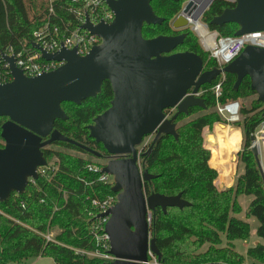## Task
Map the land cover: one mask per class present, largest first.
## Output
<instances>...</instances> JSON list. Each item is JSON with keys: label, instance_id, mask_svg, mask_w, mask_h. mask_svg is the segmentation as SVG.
<instances>
[{"label": "trees", "instance_id": "obj_1", "mask_svg": "<svg viewBox=\"0 0 264 264\" xmlns=\"http://www.w3.org/2000/svg\"><path fill=\"white\" fill-rule=\"evenodd\" d=\"M185 1L153 0V10L164 22L161 25H145L144 38L179 35L172 29L171 20L181 11ZM50 7L68 21L73 17L70 10L77 9L79 5L74 4L73 0H0V50L9 45L17 50L22 45L30 47L32 34L47 17ZM234 7L235 3L231 0H215L203 21L221 36L233 37L239 30L236 24L216 27L210 23L226 9ZM188 21L193 22L191 19ZM196 24L201 26L200 22ZM185 32L187 37L176 51L202 57L205 71L218 67L203 51L196 35ZM220 80L221 76L202 89L207 111L194 108L188 116L181 115L176 121L178 139L162 135L152 152L142 157L143 168L156 176L145 184L148 195L181 194L182 199L190 204L184 209L168 208L166 213L157 208L152 213L151 236L156 239L161 252L159 264H244L245 257L232 244L236 240H247L250 236L249 223L237 218L243 212L239 202L242 195L252 197L246 216L260 221L258 236L264 240V181L251 150L252 137L264 123V106L258 99L252 101L249 107L241 105L240 121L229 123L218 113L217 105L238 102L256 94L251 90L249 78H245L235 92L237 77L226 74L217 99L211 88ZM113 95L111 84L105 82L96 98L79 106L73 103L62 105L68 120H57L55 129L103 156L97 159L73 145L61 142L43 150L47 162L58 167L56 174L48 180L39 179L36 186L29 185L23 195L13 193L8 201L0 203L3 212L2 215L0 213V264L40 257L52 258L55 264H101L100 259L79 255L76 250H96L93 240L95 220L89 217L94 211L90 198L114 194L112 186L97 183L99 175L86 170L89 163L101 161L106 164L109 161V155L102 145L90 138L89 126L111 107ZM198 112L203 114L184 121ZM7 120L0 118V149L4 147L2 126ZM216 124L233 125L242 130L243 146L238 158L244 166V173L235 186L227 190L217 187L218 172L211 167V152L204 144V130H212ZM216 133L217 138L211 134L206 136L213 147L214 162H219L221 167L229 160L234 172L235 153L241 144L240 132L218 125ZM54 146L80 155L57 151L53 149ZM22 202L25 210L21 208ZM49 230L55 232L53 242H47L42 236ZM223 237L227 241L225 246ZM248 257L264 264V246L257 245L250 249Z\"/></svg>", "mask_w": 264, "mask_h": 264}, {"label": "water", "instance_id": "obj_2", "mask_svg": "<svg viewBox=\"0 0 264 264\" xmlns=\"http://www.w3.org/2000/svg\"><path fill=\"white\" fill-rule=\"evenodd\" d=\"M115 14L112 24L92 25L89 18L82 29L102 39V44L81 57L76 50L45 53L47 61L65 62V65L40 77L29 78L16 67L13 58L5 56L10 64L13 81L0 85V118L8 120L2 126L0 149V203L8 201L13 193L23 195L29 178L37 179V169L47 166L43 150L55 143H67L91 154L97 159L102 154L66 137L55 129L57 120L66 121L64 103L81 105L96 98L103 84L109 82L113 90L111 107L89 126V136L102 145L111 159L102 173L113 177L112 192L117 204L102 218H109L105 232L110 239L109 254L115 261L108 264H152L151 255L158 261L161 252L151 236L150 217L161 208L184 209L190 204L182 195H148L145 184L156 178L140 165V159L149 155L162 135L178 139L177 119L188 116L190 110L207 111L205 100L198 96L205 85H212L220 76L237 77V92L245 78L251 81V90L264 106V48L248 46L241 55L223 69L204 70L202 57L190 52L175 51L183 45L187 34L158 36L146 39L145 25H161L152 7L153 0H105ZM178 2L179 0H173ZM215 0H209L195 17L201 15ZM235 7L226 9L211 21L223 27L236 24L235 37L264 31V0H234ZM195 11L190 0L173 23L182 30L189 26L186 16ZM176 110L168 118L166 111ZM264 116V114H263ZM154 136L147 152L140 155L144 139ZM252 153L264 181L261 149L252 137Z\"/></svg>", "mask_w": 264, "mask_h": 264}, {"label": "built area", "instance_id": "obj_3", "mask_svg": "<svg viewBox=\"0 0 264 264\" xmlns=\"http://www.w3.org/2000/svg\"><path fill=\"white\" fill-rule=\"evenodd\" d=\"M231 1L234 3V0ZM73 3L79 5V7L70 10L73 17L68 21L60 17L53 7H50L47 17L42 21L40 27L33 32L30 47L22 45L21 48L17 50L15 47L9 45L3 50H0V85L13 81L10 64L5 60V56L13 58L16 67L27 77L35 78L56 71L64 66L65 62L45 60L42 52L35 49L33 45H38L47 54H55L65 49L69 51L76 50L79 56L84 57L88 55L94 47L102 44L101 38L92 35L88 30L82 29V27L87 23V18H89L94 26L99 24L110 25L115 20L114 12L110 10L105 0H73ZM194 30L203 51L209 55L210 59L217 63V68L220 69H223L237 59L248 46L264 48V31L246 34L241 37H224L221 36L218 31L210 30L209 25L204 23H201V26ZM224 80L225 75H222L218 84L211 88V91L217 99L220 97L221 86ZM203 93L204 91L201 90L198 96H202ZM217 111L229 123H236L240 121L241 103L231 102L225 105L218 104ZM167 112V116L170 118L176 110H169ZM259 135L261 136L259 137ZM254 136L257 139L258 147L261 149L260 158H263V161L262 159L261 161L264 169V141L260 140V138L264 136V123ZM148 138H153V136ZM149 142H151V139ZM149 142L147 141V143L143 145V150H139L140 155L149 147L151 144ZM105 165L106 164L99 165L97 163H89L86 166V170L91 174L99 175L97 183L113 187V177L102 173ZM57 170L58 167L53 163H48L47 166L38 168V178H29V185L36 186L39 179H51V176L56 174ZM86 185L89 184L86 183ZM90 201L94 209V211L89 214V217L95 220L93 226V240L96 250L94 252L76 250V253L82 256L98 258L101 264L114 262L115 257L109 254L111 249L110 239L105 232L109 218H102L101 215L108 212L117 204V195H107L104 198L94 197L90 198ZM21 208L25 210V204L23 202ZM0 213L1 215L3 214L1 209ZM151 220L152 215L150 217V224ZM42 236L47 242L55 241V232L53 230L42 233ZM151 258H155V256L151 255ZM152 264L159 263L157 261Z\"/></svg>", "mask_w": 264, "mask_h": 264}, {"label": "rangeland", "instance_id": "obj_4", "mask_svg": "<svg viewBox=\"0 0 264 264\" xmlns=\"http://www.w3.org/2000/svg\"><path fill=\"white\" fill-rule=\"evenodd\" d=\"M52 1H54V0H52ZM189 1H190V0H187V1H185V2L182 4V9H181V11H180L176 16H174V17L172 18V20H171V26H172V29H173L174 31L180 33V34L186 33L185 31H190L191 33H194V34H195L194 27H196V28H199V27H200V26L197 25L196 23L191 22L192 24L190 23L189 26H188L187 28H185V29H182V30H176V29L173 28V23H174V21H175V20L178 18V16L182 13L183 9L185 8V6L188 4ZM210 6H211V5H210ZM210 6H209V7L206 9V11H204V13L201 15V17H200V19H199L200 24H201V23H204V24L208 25L207 23H205V22L203 21V20H204L203 17H204V15H205V13L208 11V9L210 8ZM209 29H210V27H209ZM210 30H211V29H210ZM180 34H179V35H180ZM195 35H196V34H195ZM196 37H197V36H196ZM197 39H198V37H197ZM198 41H199V39H198ZM199 44H200V42H199ZM200 46H201V45H200ZM201 48H202V47H201ZM257 99H258V96H257V95H254V96H252V97H250V98H247V99H241V100L238 101V102H240L241 105H246V107H249L250 104H251V102L254 101V100H257ZM216 110H217V108H216ZM175 113H176V112H175ZM173 114H174V112H173ZM202 114H203V112H202V113H201V112H198V113L192 115V117H190V118H188V119H186V120H184V121L192 120V119H194V118H196V117H198V116H200V115H202ZM220 125H224V126H227V127H228V125H225V124H220ZM231 127L235 128V130H241V129H239V127H235V126H233V125H232ZM210 131H212V130H210ZM210 131H209V132H210ZM212 133H214V132H210L211 135H212ZM260 136H261V135H259V137H260ZM150 139H151V142H149ZM153 139H154V136H153V138L145 139L143 145H145V144L147 143V141H148L149 143H152V142H153ZM260 140H263V141H264V136H262V137L260 138ZM206 141H207V137L205 136V137H204V144L206 143ZM143 145L139 147V150H140V151L143 150V149H142V148H143ZM149 146H150V145H149ZM242 146H243V136H242L241 146H240L239 150L235 153V156H236L235 161H236V163H234L235 173L237 174V177H239V178H241V176H242L243 173H244V166H243L242 163L239 162V158H238V153H239V151L242 149ZM53 149H55V150H57V151H61V152H65V153H69V154H72V155H80V154H78V153H76V152H74V151L66 150V149H64V148H62V147H58V146H54ZM148 149H149V147H148L146 150H148ZM146 152H147V151H146ZM82 156H83V155H82ZM84 157H87V156L84 155ZM261 159H262V157H261ZM95 163H97V164H99V165H103V164H104V163L101 162V161H95ZM142 163H143V159L141 158V159H140V165H141ZM55 166H56V165H55ZM221 169H222V172H223L222 175H224L225 177H229V176H231L232 173H233V172H232V167H231V165H230L229 160L221 166ZM237 180H238V179H237ZM218 188H219V187H218ZM219 189H220V188H219ZM239 201H240V204H241L242 208H244V209L247 211V209H246V208H247V205H249V204L251 203V201H252V197H248V196L245 197V196H242V197H240V200H239ZM248 203H249V204H248ZM246 211H245V213L243 212V213L240 214V217H242V219L246 216ZM251 219H254V221H256V223H258V225H259V222L257 221V219H256L255 217H251ZM252 229H254V226L252 227ZM254 230H255V229H254ZM254 230H253V232H252V238H251V239L249 238L248 240L237 242V249H236L237 252L243 254L244 251H245V246H246V244H247V243H249V244L252 243V241H253V239H254V237H255ZM245 259H246V261H245L244 264H251V263H254V264H262V263L256 262V261L253 260V259H250V258L247 257V256H246ZM150 261H151L152 263H156L158 260H157V258L155 257V258H151ZM249 262H251V263H249ZM10 264H55V263H54V261H53L52 258H49V257H40V258L29 259V260H26V261H23V262L10 263Z\"/></svg>", "mask_w": 264, "mask_h": 264}, {"label": "crops", "instance_id": "obj_5", "mask_svg": "<svg viewBox=\"0 0 264 264\" xmlns=\"http://www.w3.org/2000/svg\"><path fill=\"white\" fill-rule=\"evenodd\" d=\"M51 1H52V0H51ZM218 125H220V124H216V125L214 126V128L212 129V131H210V129L206 128V129L204 130V132H203V137L209 135L210 132H214V133H212V135L215 136V137L217 138L216 128H217ZM231 126H232V125H228V128H230V129H235V128L231 127ZM226 127H227V126H226ZM209 131H210V132H209ZM239 132H240V135H241V141H242V130H239ZM205 146H206V147L210 150V152H211L210 165H211V167H213L214 169H216L217 172H218V178H217V180H216V185H217V187H219L220 190H227V189L233 188V187L235 186L236 182H237V179L239 178V177H237V174L235 173V169H234V172L232 173V175L229 176V177H225L224 175H222L223 172H222V169H221V167H220V163H219V162H216V163L214 162V159H213V154H214L213 152H214V151H213V147H212V145L206 141ZM240 146H241V144H240ZM262 161H263V158H262ZM235 163H236V161H235ZM242 196H245V197H246V195H242ZM242 196H240V197H242ZM240 197H239V200H240ZM239 202H240V201H239ZM248 204H249V203H248ZM249 205H250V204H249ZM249 205H247V208H246V209H248ZM245 211H246V210L243 208V212H244V213H245ZM243 212H242V213H243ZM246 212H247V211H246ZM237 218L240 219V220H242V221H245V222L249 223V225H250V236H249V238H250V239L252 238V232H253V230L255 229V230H254L255 237H254L252 243H251V244H249V243L246 244V246H245V251H244L243 254H241V253L238 252L239 254H241L242 256H244V257L246 258V256L248 257V251H249L250 249L255 248L257 245H263V246H264V240L258 236V229L260 228L261 224H260V221H259L257 218H256V219H257V221L259 222V225H258V223H256V221H254V219L247 218V216H245V217L242 219V217H240V214H239V215L237 216ZM253 226H254V229H252ZM249 238H248V239H249ZM223 239H224V246H225V245L227 244V241H226V239H225L224 237H223ZM248 239H247V240H248ZM239 241H245V240H236V241L232 242V244L234 245V249H235V250L237 249V242H239ZM249 263H251V262H249ZM251 264H254V263H251Z\"/></svg>", "mask_w": 264, "mask_h": 264}, {"label": "bare ground", "instance_id": "obj_6", "mask_svg": "<svg viewBox=\"0 0 264 264\" xmlns=\"http://www.w3.org/2000/svg\"><path fill=\"white\" fill-rule=\"evenodd\" d=\"M209 3V0H194L195 11L191 17L186 16L187 19H191L193 22L198 23L200 21H196L195 17L201 12L202 8ZM192 24V23H191ZM196 29V27H194Z\"/></svg>", "mask_w": 264, "mask_h": 264}, {"label": "flooded vegetation", "instance_id": "obj_7", "mask_svg": "<svg viewBox=\"0 0 264 264\" xmlns=\"http://www.w3.org/2000/svg\"><path fill=\"white\" fill-rule=\"evenodd\" d=\"M177 51H175V53H176ZM175 114V113H174ZM174 114H172V116L174 115ZM171 116V117H172ZM145 153V152H144ZM111 159H123V157H117V158H111L110 156H109V160H111Z\"/></svg>", "mask_w": 264, "mask_h": 264}]
</instances>
